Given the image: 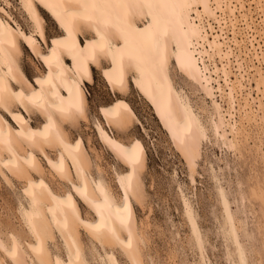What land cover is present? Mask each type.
Returning a JSON list of instances; mask_svg holds the SVG:
<instances>
[{"label":"bare ground","instance_id":"6f19581e","mask_svg":"<svg viewBox=\"0 0 264 264\" xmlns=\"http://www.w3.org/2000/svg\"><path fill=\"white\" fill-rule=\"evenodd\" d=\"M19 1L31 25L29 35L19 23L5 19L1 12H7L0 6V172L4 174L5 168L17 174L18 179L21 176L24 179L27 170L29 175L36 174L37 179L25 183L27 207L22 206L20 212L32 240L25 247L15 233L9 235V243L0 239V264H6V258L12 264H90L85 258L81 229L103 247L109 244L121 248L132 264H145L140 246L143 235L138 231L133 206V200L139 203L141 197L143 144L135 138L128 142L111 141L102 124L96 122L103 143L128 169L125 173H115L121 191L116 198L109 183L101 177H96V181L90 175L91 162L84 151V143L80 141L74 145L70 142L65 123L86 118L84 84L92 83V69L98 68L113 93L125 94L131 83L147 100L193 171L205 129L175 88L170 63L173 60L176 69L199 83L210 97L213 95L210 82L214 80L216 93L221 98L225 96L230 106L235 90L223 63L228 59L229 51H225L218 41L220 34H212L213 23L220 31L229 26L233 36L231 41L244 49L245 55L255 54L254 42L260 46L255 33H259L257 27L264 23V3L255 0V9H249L248 14L244 12L240 17L231 9V0H224L227 12L222 7L223 0ZM40 9L47 13L60 32L50 44ZM258 37L263 39L260 33ZM20 43H25L47 70V74L35 83L20 66ZM42 43L48 46V53L41 48ZM205 57L213 64L212 70L205 63ZM216 57L221 66L217 65ZM213 72L221 73L219 77L223 78L226 91L219 84L218 76L212 77ZM256 84L255 88L260 92V82ZM212 102L216 105L215 100ZM32 113H38L44 119L42 127L31 125ZM101 116L110 128L118 129L135 117L124 100L106 106L101 110ZM217 117L210 125L213 132L218 133L220 129L223 132L222 115ZM220 135L225 137L224 132ZM40 146L57 149L56 161L49 155L46 159L50 171L70 182V189L59 192L50 186L36 154ZM70 161L75 164V174L70 170ZM78 201L88 207L91 217L82 215ZM192 218L190 221L195 220ZM192 228L194 236H200L195 221ZM232 228L234 230L233 224ZM56 231L62 239L65 254L52 255L48 247ZM229 232L231 234V230ZM104 255L102 264H119L109 253ZM244 256L240 250V264H247ZM257 264L261 262L258 260Z\"/></svg>","mask_w":264,"mask_h":264},{"label":"rangeland","instance_id":"374dc122","mask_svg":"<svg viewBox=\"0 0 264 264\" xmlns=\"http://www.w3.org/2000/svg\"><path fill=\"white\" fill-rule=\"evenodd\" d=\"M261 1L264 3V0ZM225 3L223 0L222 7H225L224 11H228ZM0 6L7 12H1L5 19L16 21L26 34H30L31 25L19 0H0ZM230 7L240 16L244 12L248 14L249 9L253 11L256 3L255 0H231ZM40 12L45 20V35L50 44L52 39L59 37L60 32L47 13L42 9ZM256 20L259 22L258 17ZM213 26L215 30L212 34H220L218 41L225 51H229L228 61L224 59L223 63L228 71L227 78L233 83L235 90L230 106L225 96L221 98L216 93L217 83L214 80L210 82L213 87V95L210 97L204 93L199 83L177 70L173 60L169 66L175 88L192 107L205 129L206 135L199 143V157L194 160L193 171L186 165L181 151L174 146L147 100L131 83L125 94L113 93L98 68L92 69V83L84 84L86 118L65 123L70 142L74 145L80 141L84 143V151L91 162L90 175L96 181V177H101L109 183L116 198L121 194L116 174L125 173L128 169L114 157L110 147L103 143L95 124H102L111 141L117 139L128 142L135 138L143 144L145 159L140 168L139 180L141 197L139 203L133 200V206L138 231L143 235L140 246L145 264H240V250L245 255L247 264H257L258 260L264 264V23L257 27L263 39L258 37L256 30L254 32L260 46L254 42L256 53L251 52L250 55H245L244 49L231 41L233 36L229 26H222V31L215 23ZM226 44L229 48H226ZM20 47V66L35 83L47 74V70L25 43H20ZM41 48L48 53V46L42 43ZM206 58L205 63L212 70L213 64ZM215 60L221 66L217 57ZM211 74L213 78L218 76L219 84L225 87L223 78L219 77L221 73ZM257 82H260V92L255 88ZM226 89L227 87L225 91ZM213 99L216 105L213 104ZM122 100L129 103L135 117L131 123L122 125L119 129L110 128L103 120L101 110ZM218 105L220 107L215 108ZM219 114L224 121L222 130L225 137L220 135L223 134L221 129L220 133H215L210 125ZM10 122L19 130L12 120ZM30 123L34 128H39L45 121L38 113H32ZM36 154L50 186L59 192L70 189V182L50 171L46 159L49 155L56 161L57 149L54 146H40ZM6 170L3 169L4 174L0 172V239L9 243V235L15 233L26 247L32 238L20 212L24 206L27 207L25 183L37 179V175H29L26 170L24 179L22 176L18 179L17 174ZM70 170L75 174V164L72 161ZM78 202L82 215L91 217L88 207L83 202ZM187 211L191 215L188 216ZM190 218L195 220L190 221ZM194 221L199 231L198 237L194 236ZM235 234L237 238H234ZM81 239L85 258L90 264H102L101 257L105 256V252L115 257L119 264L131 263L121 248L111 247L109 244L103 247L83 229ZM48 247L52 255L65 254L57 231L54 239L48 242ZM27 253L32 256L28 250ZM5 262L12 264L8 258Z\"/></svg>","mask_w":264,"mask_h":264},{"label":"crops","instance_id":"0c3cea01","mask_svg":"<svg viewBox=\"0 0 264 264\" xmlns=\"http://www.w3.org/2000/svg\"><path fill=\"white\" fill-rule=\"evenodd\" d=\"M35 78V77H34Z\"/></svg>","mask_w":264,"mask_h":264}]
</instances>
